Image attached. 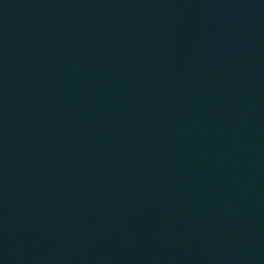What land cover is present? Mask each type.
I'll return each mask as SVG.
<instances>
[{
  "label": "water",
  "instance_id": "1",
  "mask_svg": "<svg viewBox=\"0 0 264 264\" xmlns=\"http://www.w3.org/2000/svg\"><path fill=\"white\" fill-rule=\"evenodd\" d=\"M0 226L63 264H264V0H0Z\"/></svg>",
  "mask_w": 264,
  "mask_h": 264
}]
</instances>
